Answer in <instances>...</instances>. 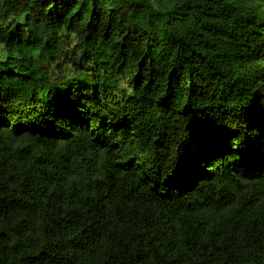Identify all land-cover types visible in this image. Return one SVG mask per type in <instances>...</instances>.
Here are the masks:
<instances>
[{
	"label": "trees",
	"instance_id": "obj_1",
	"mask_svg": "<svg viewBox=\"0 0 264 264\" xmlns=\"http://www.w3.org/2000/svg\"><path fill=\"white\" fill-rule=\"evenodd\" d=\"M0 264H264V0H0Z\"/></svg>",
	"mask_w": 264,
	"mask_h": 264
},
{
	"label": "rangeland",
	"instance_id": "obj_2",
	"mask_svg": "<svg viewBox=\"0 0 264 264\" xmlns=\"http://www.w3.org/2000/svg\"><path fill=\"white\" fill-rule=\"evenodd\" d=\"M68 75H69L68 77H72L73 76L72 73H68ZM51 78H52V80H56V79H60L61 77L56 71H52L51 72ZM108 82L111 83V84H115V81L113 79L109 80Z\"/></svg>",
	"mask_w": 264,
	"mask_h": 264
},
{
	"label": "clouds",
	"instance_id": "obj_3",
	"mask_svg": "<svg viewBox=\"0 0 264 264\" xmlns=\"http://www.w3.org/2000/svg\"><path fill=\"white\" fill-rule=\"evenodd\" d=\"M123 88H125V89H128L129 90V92L131 91V89L130 88H128V85H127V83H124V82H122V85H121Z\"/></svg>",
	"mask_w": 264,
	"mask_h": 264
}]
</instances>
